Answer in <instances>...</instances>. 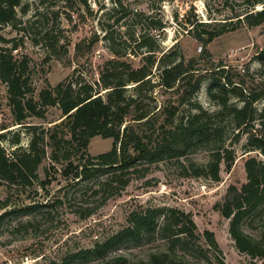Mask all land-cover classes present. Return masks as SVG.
I'll return each mask as SVG.
<instances>
[{
  "label": "trees",
  "instance_id": "16d2710c",
  "mask_svg": "<svg viewBox=\"0 0 264 264\" xmlns=\"http://www.w3.org/2000/svg\"><path fill=\"white\" fill-rule=\"evenodd\" d=\"M245 1L243 13L236 12L228 18L236 19L235 24L233 21L206 23L195 16L193 20L182 17L191 27L187 33L201 45L195 58L186 60L182 54H177L176 44L156 58L152 33L160 31L163 25L152 21L135 40L138 49H147L142 65L132 68L124 60L128 54L110 46L114 58L104 63L96 81H88L76 68L55 87L46 84L37 100L33 98L28 59L25 56L16 59L12 54L20 44L0 46V81L6 86L11 116L15 124L28 128L30 134L28 145L22 148L19 134L8 139L9 131L0 127V183L7 190L6 197L0 200V222L20 215L32 217L24 222L26 225H35L40 218L51 220L59 208L67 209L81 220L87 219L107 201L120 196L134 177L142 178L152 165L164 162L178 164L182 177L218 182L221 165L230 170L234 163L233 144L245 135L246 181L240 188L230 186L216 209L221 217L229 220L228 233L235 248L252 259H264V106L260 111L255 110V104L264 100V86L258 91H246L242 84H234L224 65L215 64L207 50L215 38L236 28V24L243 23L249 28L264 25V0ZM256 6L261 7L256 10ZM17 8L23 13L27 10L22 0H0V27L24 31ZM52 14L58 17V12ZM228 25H232L230 30ZM212 26L219 29H210L214 28ZM39 34L34 44L42 43L55 51L58 36L54 30L48 28ZM0 39L3 44L9 43ZM75 53H80V44L76 45ZM257 57L264 67V43ZM155 64L159 69L153 79ZM205 80L212 82L206 91L208 98L221 108L216 114L209 113L193 100ZM128 89L132 94H127ZM155 89L169 94L166 103L159 107L153 97ZM230 95L236 97L240 106L230 105ZM145 100L151 102L145 104ZM182 106L188 107L187 115H180ZM52 107L60 111L61 118L51 128L24 126L28 118L44 119L47 109ZM226 115L238 130L233 143H227L219 128ZM96 136L112 139V146L107 152L91 156L86 150L89 140ZM4 141L12 145L10 151L1 146ZM47 147L49 163L43 169L44 178L40 179L37 170L47 159ZM199 151L207 152L202 163L190 159ZM252 152L253 156L249 154ZM53 183L58 188L50 195L47 189ZM25 192L30 200L27 204H11L12 194ZM256 219L260 226L254 228L255 235L245 232L244 225L252 227ZM126 223L124 228L96 242L92 248L68 254L61 262L44 264L88 261L95 264H189L190 251L202 253L197 245L200 236L191 215L176 208L135 210L129 213ZM203 237L209 249L216 252L218 246L213 233L204 231ZM131 244L156 246L147 258L132 263L122 252Z\"/></svg>",
  "mask_w": 264,
  "mask_h": 264
},
{
  "label": "rangeland",
  "instance_id": "374dc122",
  "mask_svg": "<svg viewBox=\"0 0 264 264\" xmlns=\"http://www.w3.org/2000/svg\"><path fill=\"white\" fill-rule=\"evenodd\" d=\"M245 0H45L43 4L37 0H22V6H27L25 13L17 8V16L24 31L9 26L0 27V38L8 41L0 46L20 44L12 54L16 59L25 56L29 61V73L34 89L33 98L37 100L38 93L46 84L55 87L58 83L73 74L79 68L88 81L98 79L104 63L114 56L109 50L128 55L124 58L132 68L143 64V56L147 49H138L135 43L137 36L144 32L151 22H160L163 28L153 32V52L156 58L176 44L177 54L185 59L195 58L200 53V43L190 33L191 28L184 23L188 17L194 16L201 22H224L237 14L243 13ZM256 6L255 9H260ZM241 11V12H240ZM58 12V17L52 14ZM240 12V13H238ZM185 16L184 19L182 17ZM226 19V20H225ZM232 24V23H231ZM214 27V26H212ZM232 25H228L230 30ZM52 28L58 36L55 51L42 43L34 44L41 34ZM210 29L218 30L219 27ZM264 43V25L249 28L243 23L236 28L215 38L207 50L211 60L224 65L229 79L243 85L246 91H258L264 86V67L258 62L257 53ZM80 44V53H75L76 45ZM90 48V51L88 49ZM159 66L152 67L153 79L157 76ZM211 80H205L194 96L203 109L211 114L218 113L221 108L211 102L207 96V88ZM131 87V86H128ZM146 90L143 91V93ZM127 94H132L131 89ZM147 94L149 92L147 91ZM153 97L159 105L166 103L168 93L155 89ZM151 100H145V104ZM230 105H238L236 97L230 95ZM264 100L255 104V110L260 111ZM188 107H180V115L188 114ZM61 113L56 107L48 108L44 119L28 118L24 126H42L44 130L59 122ZM0 127H6L8 139L15 134L20 135V146L28 145L30 134L28 128H22L14 123L7 103L6 86L0 81ZM220 130L228 142H234L233 136L238 130L229 115L219 123ZM39 132V131H38ZM59 132V131H58ZM243 135L232 146L234 163L230 170L221 165L220 179L212 182L204 178H190L179 175L180 168L173 162L152 165L142 178L134 177L120 196L107 203L87 219L81 220L67 209L59 208L51 220L38 218L35 225L24 222L32 217L12 216L0 222V264H44L61 262L71 253L81 249H90L96 242H102L124 228L130 212L144 208L171 207L191 215L200 236L198 244L202 253L190 251L189 264H264V259H252L240 253L234 246L228 233L229 220L221 217L216 209L225 198L230 186L240 188L245 183L244 161L248 155ZM1 146L8 151L13 147L7 141ZM112 146V139H102L99 136L89 140L87 153L91 156L107 152ZM47 159L39 166L37 172L40 179L44 178L43 169L49 163L50 149L47 147ZM253 156L254 152L249 153ZM207 158V152L199 151L190 157L197 163ZM58 169L59 165L56 166ZM57 186L53 183L47 190L54 194ZM6 187L0 183V200L6 197ZM44 195L43 192H40ZM28 193L12 194L11 204L29 202ZM244 225L245 232L255 235L254 228ZM22 223V224H21ZM213 233L218 249H209L203 232ZM156 244L135 247L125 246V254L131 262L147 258L148 253ZM81 264H95L88 261Z\"/></svg>",
  "mask_w": 264,
  "mask_h": 264
}]
</instances>
